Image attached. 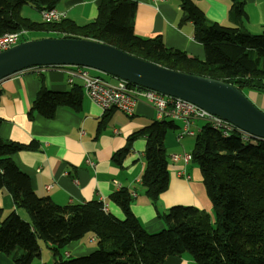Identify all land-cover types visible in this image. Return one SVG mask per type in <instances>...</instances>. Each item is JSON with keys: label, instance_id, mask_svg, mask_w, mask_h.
Listing matches in <instances>:
<instances>
[{"label": "trees", "instance_id": "16d2710c", "mask_svg": "<svg viewBox=\"0 0 264 264\" xmlns=\"http://www.w3.org/2000/svg\"><path fill=\"white\" fill-rule=\"evenodd\" d=\"M60 1L0 0V36L25 30L32 40L89 39L163 68L222 81L242 93H264V29L251 34L207 23L191 0H179L181 21L192 22L193 39L204 49L200 61L165 47L159 38L137 37L133 31L135 3L130 0H100L96 18L82 26L69 19L54 24L20 15L23 5L50 10ZM230 14L246 17L243 4L233 3ZM81 96L80 87L65 93L41 89L27 115L52 119L60 106L76 111ZM107 120L108 116L102 117L97 134ZM171 129H177L174 121H154L130 135L126 147L111 157L121 167L131 142L145 138L140 184L153 204L168 186L163 138ZM34 147L0 138V191L11 197L14 210L26 216L23 220L11 211L0 221V254L13 264H35L41 256L39 241L47 246L53 264H162L166 257L182 255L195 264H264V140L242 142L236 135L223 138L203 124L190 155L200 170L212 215L190 206H172L158 213L164 228L157 233H147L132 214V196L126 189L108 198L120 209L121 219L105 212L101 201L59 206L38 197L28 177L11 160V155ZM86 235L93 238L94 250L82 257L65 256L67 246Z\"/></svg>", "mask_w": 264, "mask_h": 264}, {"label": "crops", "instance_id": "0c3cea01", "mask_svg": "<svg viewBox=\"0 0 264 264\" xmlns=\"http://www.w3.org/2000/svg\"><path fill=\"white\" fill-rule=\"evenodd\" d=\"M99 1L62 0L54 9L63 12L65 19L82 26L96 18ZM130 1L135 3L133 31L137 37L159 38L167 48L204 60V49L192 36V22L181 21L179 0H167L157 6L148 0ZM191 1L203 12L207 23H218L251 34H258L264 29V0ZM233 3L243 4L246 17H234L230 14ZM36 12L39 14V11ZM102 79L114 83L110 77ZM75 87H80L82 92L78 110L60 106L52 119H45L37 114L32 118L27 115L41 89L65 93L72 92ZM243 94L264 112V93L247 90ZM103 116H108V120L103 130L97 134ZM161 120L163 119L157 117L155 109L145 102L136 104L131 117L116 110L102 111L85 96L81 80L74 79L69 84L65 72L56 67L30 68L0 81V138L22 145H35L33 149L11 155L16 167L28 177L33 192L38 197H47L59 206L101 201L106 204L108 212L121 219L120 209L109 203L108 198L112 193L126 189L132 196L130 210L147 233H157L164 228L158 213H163L172 206H190L212 215L199 168L191 161L184 164L182 161L173 163L169 159L172 154L191 153L198 128L203 123L197 122L191 126V130L196 132L194 137L178 138L181 128L179 121H174L177 129L165 133L163 145L169 166L168 186L156 204L144 195L140 184L145 168L144 137L135 138L131 142L121 167L112 163V155L126 147L130 135ZM179 170H182V175H177ZM49 186L52 188L47 190ZM11 211L19 214L23 220L26 219L20 210H14L11 197L0 191V221ZM84 238L70 243L65 256L82 257L92 252L93 238ZM0 264L13 262L0 254ZM35 264H46L45 258L40 256ZM162 264L195 262L189 256L182 255L166 257Z\"/></svg>", "mask_w": 264, "mask_h": 264}, {"label": "water", "instance_id": "95a60500", "mask_svg": "<svg viewBox=\"0 0 264 264\" xmlns=\"http://www.w3.org/2000/svg\"><path fill=\"white\" fill-rule=\"evenodd\" d=\"M79 67L186 101L264 140V112L219 80L163 68L89 39L41 38L0 52V81L30 68Z\"/></svg>", "mask_w": 264, "mask_h": 264}, {"label": "built area", "instance_id": "2783aa9c", "mask_svg": "<svg viewBox=\"0 0 264 264\" xmlns=\"http://www.w3.org/2000/svg\"><path fill=\"white\" fill-rule=\"evenodd\" d=\"M148 1L157 6L167 0ZM39 14L44 23L55 24L65 20V14L56 11L55 9H42L39 11ZM27 33V31L21 30L12 34H2L0 36V52L26 40ZM56 68L65 72L69 84L73 83L74 79L81 80L85 96L90 102L98 105L102 111L116 110L125 116L131 117L134 113L136 104L139 102H145L155 109L159 119L179 121L181 123V128L177 134L178 138H181L182 136L194 137L196 132L191 130V126L197 122H201L209 125L223 138L236 135L242 142L257 139L241 131L234 125L213 116L186 101L166 97L152 90L131 86L127 82L119 79L112 78L114 83L111 84L100 77L90 75L87 69L68 66ZM198 132L199 128L197 133ZM169 159L173 163L182 161L184 164H187L191 161V155L190 153L172 154ZM182 173V170H179L177 175H182ZM51 188L52 187L49 186L46 189L50 190ZM102 209L105 212L107 211L105 203L103 204Z\"/></svg>", "mask_w": 264, "mask_h": 264}, {"label": "rangeland", "instance_id": "374dc122", "mask_svg": "<svg viewBox=\"0 0 264 264\" xmlns=\"http://www.w3.org/2000/svg\"><path fill=\"white\" fill-rule=\"evenodd\" d=\"M20 15L23 16V17H26V18L30 19V21H33V22H42V20H41V18L39 16L40 14H38V12H36V10L34 8H32L30 5H23L21 7V9H20ZM29 35L30 34L27 33L26 40H24L23 42L30 41L33 38L32 35H30V36ZM34 35L39 36L38 34H34ZM87 71L92 76H99V77L101 76L102 78H107V76L98 74L95 71H92V70H87ZM255 107H257V106H255ZM21 212H22L21 213L22 216L24 217L25 216L24 212L23 211H21ZM24 218H26V217H24ZM88 237H90V236L86 235L85 238H84V240H86ZM84 242L86 243V241H84ZM39 246H40V248H43V249H41V251H42L41 252V256L43 258H45V263L46 264H50V263L52 264L51 253L48 251L47 247H45V244L42 241H39ZM91 247H94V245L92 244ZM73 257H75V256H73Z\"/></svg>", "mask_w": 264, "mask_h": 264}]
</instances>
